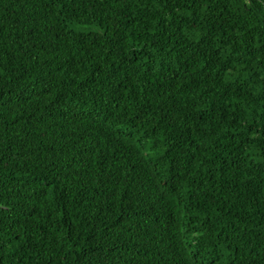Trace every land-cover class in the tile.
<instances>
[{"label": "trees", "instance_id": "1", "mask_svg": "<svg viewBox=\"0 0 264 264\" xmlns=\"http://www.w3.org/2000/svg\"><path fill=\"white\" fill-rule=\"evenodd\" d=\"M0 264H264V0H0Z\"/></svg>", "mask_w": 264, "mask_h": 264}]
</instances>
